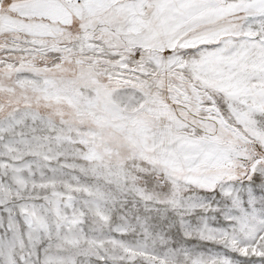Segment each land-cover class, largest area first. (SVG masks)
I'll list each match as a JSON object with an SVG mask.
<instances>
[{"label": "snow or ice", "instance_id": "obj_1", "mask_svg": "<svg viewBox=\"0 0 264 264\" xmlns=\"http://www.w3.org/2000/svg\"><path fill=\"white\" fill-rule=\"evenodd\" d=\"M0 264H264V0H0Z\"/></svg>", "mask_w": 264, "mask_h": 264}]
</instances>
